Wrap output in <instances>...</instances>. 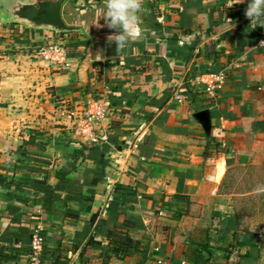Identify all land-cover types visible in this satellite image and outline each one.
I'll list each match as a JSON object with an SVG mask.
<instances>
[{
    "label": "crops",
    "instance_id": "obj_1",
    "mask_svg": "<svg viewBox=\"0 0 264 264\" xmlns=\"http://www.w3.org/2000/svg\"><path fill=\"white\" fill-rule=\"evenodd\" d=\"M247 3L141 0V37L120 50L106 42L116 30L98 19L103 0H68L63 19L81 29L72 38L89 44L78 54L68 49L66 34L0 22V176L13 181L0 186V248L18 251L0 249V264H27L26 236L11 233L38 225L66 264H148L154 248L167 264H196L198 257L233 264L234 256L226 260L228 254L220 253L222 244L240 255L246 252L240 243L258 248L253 235L238 233L221 190L229 172L264 167V48L257 44L264 28L249 23ZM50 43L67 51L64 63L34 54L33 47ZM221 77V84L215 82ZM177 81L180 104L172 99ZM204 83L213 84L211 93ZM116 90L137 96L103 122L115 144L99 182L82 188L93 193L92 202L82 209L57 193L45 212L40 195L18 181L55 185L54 173L64 169L81 182L96 167L63 140L69 136L58 107L108 99ZM204 110L210 114L208 136L192 117ZM129 179L135 200L121 205L114 187ZM90 237L94 245L86 244Z\"/></svg>",
    "mask_w": 264,
    "mask_h": 264
},
{
    "label": "trees",
    "instance_id": "obj_2",
    "mask_svg": "<svg viewBox=\"0 0 264 264\" xmlns=\"http://www.w3.org/2000/svg\"><path fill=\"white\" fill-rule=\"evenodd\" d=\"M60 35H63V34H60ZM66 35L70 38L69 43H68V49L72 52L74 51L75 53L77 52L78 54L80 50H84L89 46L88 41L86 40H79V39L72 38L74 35H77V34L68 33ZM211 51H212L211 49L207 48L206 55L211 54ZM71 54H74V53H71ZM116 92L119 93L117 94V96L113 95L115 93L114 92L112 95L108 97V101L110 102L112 106H115L117 104H118L117 106H119L122 102H127V101L132 103L137 96L136 94L129 95V94H126L118 90H116ZM180 93H182V91H180ZM188 99L190 101H194L195 98L194 96L189 95ZM33 137H34V134L30 133V138H33ZM63 140H65V143L67 145H70L72 148H76L77 150L85 152V155H83V160L93 163L96 167L93 171H86V175H90L91 177L89 180H87L86 178H83L81 182L79 180L69 179L68 178L69 171L64 170V169H60L54 173L58 179L55 185L49 184L48 180L22 179L18 181V183L16 184L20 185L22 188H25L27 192L34 191L40 195L38 203L40 205V208L43 209L45 212H51V208H52L51 205L54 202L55 196L57 193H65V195L68 197H71L73 201L78 202V204L80 205V208L82 209L85 206H87L90 202H92L93 193L90 191L84 192L82 188L85 186H89V187L94 186L99 182L98 175L100 171L107 166L105 155L110 151L109 146L110 145L113 146L115 144V141L111 137H108V145H105V144L88 145L86 143L71 141V139L69 138H64ZM205 147L207 148V145H205ZM18 153L25 155L26 152L22 150V151H18ZM94 171H95V174H97V176L93 175ZM12 182L13 181L5 182V179L0 176V186L9 185ZM84 193H87V195H84ZM114 194L116 195H114L113 199L116 202L120 203L121 205L129 203V202H133L135 200V189L133 188V183L131 182V180L130 179L127 180L124 185H116L114 187ZM171 200H176V197H172ZM67 214L71 217L77 216L74 213L67 212ZM94 220H95V217L92 216L91 222H94ZM16 232H12L11 234L12 235H15V234L25 235L28 240L27 250L24 253L25 258L28 261V256L30 254V250L28 246L31 240L32 231L17 229ZM40 237L42 239V243H41V251L38 256L39 264H44L45 262H49L50 264H66L67 259L64 257V253L59 248V246L56 247L55 249H51L47 246L46 239H45V233L43 229L40 230ZM93 238L94 237H90L86 244L94 245L95 242ZM15 241H17V239L14 237V242ZM21 243H23V245H26V240L21 241ZM129 243L130 244H128V247L131 248V246H133V243L131 241H129ZM240 245L245 247V250H246V252L240 256H242L243 258H253V259L258 258V255H259L258 248L252 245H249V244H245V243H240ZM0 249L4 252H8L9 254L13 252L18 253L17 250L12 252L11 249L6 250L2 247ZM225 259L227 260L228 257H225ZM208 260H209V257L208 258L198 257V259L195 260V263L199 264V261H201L200 264H208Z\"/></svg>",
    "mask_w": 264,
    "mask_h": 264
},
{
    "label": "built area",
    "instance_id": "obj_3",
    "mask_svg": "<svg viewBox=\"0 0 264 264\" xmlns=\"http://www.w3.org/2000/svg\"><path fill=\"white\" fill-rule=\"evenodd\" d=\"M257 44L264 48V33L259 37ZM35 55L47 62L64 63L67 58V51L58 44L50 43L46 45H37L33 47ZM1 78V75H0ZM215 82L222 83V77ZM205 92L211 93L214 86L212 83H204ZM182 86V81H177L174 84L172 99L177 104L183 101L179 89ZM126 106L122 102L119 106H112L108 99L99 97H89L82 102L72 103L67 105L61 103L57 111L59 113V121L62 122L63 128L68 133L69 138L88 145H103L108 143V131L103 128V122L109 117L117 116L122 107ZM108 208L106 203L104 209ZM31 220H35L33 217ZM41 226H36L31 233V240L29 243L30 254L28 256L27 264H39V253L41 251L42 239L40 237ZM154 259L148 264H167L164 258L158 257V248L153 249Z\"/></svg>",
    "mask_w": 264,
    "mask_h": 264
},
{
    "label": "rangeland",
    "instance_id": "obj_4",
    "mask_svg": "<svg viewBox=\"0 0 264 264\" xmlns=\"http://www.w3.org/2000/svg\"><path fill=\"white\" fill-rule=\"evenodd\" d=\"M258 187L264 188V167L251 166L229 172L221 187L222 192L228 195L224 201L236 222L238 233L253 235L259 252L257 259L249 260L240 256L234 246L222 244L220 253L228 254V258L234 256L233 264H264V191L257 192Z\"/></svg>",
    "mask_w": 264,
    "mask_h": 264
},
{
    "label": "water",
    "instance_id": "obj_5",
    "mask_svg": "<svg viewBox=\"0 0 264 264\" xmlns=\"http://www.w3.org/2000/svg\"><path fill=\"white\" fill-rule=\"evenodd\" d=\"M68 0H0V22L14 23L33 30H49L68 34L81 32L79 27L68 25L62 15ZM206 136L210 134V114L207 110L193 116Z\"/></svg>",
    "mask_w": 264,
    "mask_h": 264
},
{
    "label": "clouds",
    "instance_id": "obj_6",
    "mask_svg": "<svg viewBox=\"0 0 264 264\" xmlns=\"http://www.w3.org/2000/svg\"><path fill=\"white\" fill-rule=\"evenodd\" d=\"M140 12L141 0H103L102 7L98 9V19H103L107 28L116 30V34L109 35L106 42L114 43L116 49L122 50L131 41L138 40L142 34ZM244 15L253 28H264V0H248ZM98 57L102 59L101 55ZM256 191H264V188L258 187Z\"/></svg>",
    "mask_w": 264,
    "mask_h": 264
}]
</instances>
